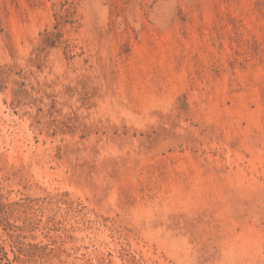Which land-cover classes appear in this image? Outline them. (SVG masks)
<instances>
[{"label":"rangeland","instance_id":"obj_1","mask_svg":"<svg viewBox=\"0 0 264 264\" xmlns=\"http://www.w3.org/2000/svg\"><path fill=\"white\" fill-rule=\"evenodd\" d=\"M0 264H264V0H0Z\"/></svg>","mask_w":264,"mask_h":264}]
</instances>
